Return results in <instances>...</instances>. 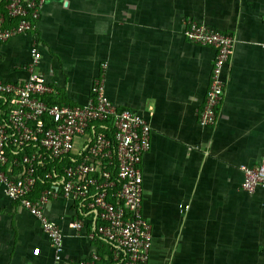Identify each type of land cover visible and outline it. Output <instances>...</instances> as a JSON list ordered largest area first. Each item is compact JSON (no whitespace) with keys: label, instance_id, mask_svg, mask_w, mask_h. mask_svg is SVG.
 Here are the masks:
<instances>
[{"label":"crops","instance_id":"obj_1","mask_svg":"<svg viewBox=\"0 0 264 264\" xmlns=\"http://www.w3.org/2000/svg\"><path fill=\"white\" fill-rule=\"evenodd\" d=\"M189 18L236 36L214 125L200 116L216 51L186 38ZM34 46L39 70L58 82L47 102L87 104L107 62L114 105L150 122L141 164L144 208L158 231L150 264H264V187H243V167L264 154V0H47L30 33L3 43L0 79L24 81ZM0 101L6 109L11 97ZM92 131L76 138V150ZM45 210L64 228L59 258L0 181V264H77L98 252L93 214L66 196ZM77 214L80 230L71 225ZM107 260L97 264H114Z\"/></svg>","mask_w":264,"mask_h":264},{"label":"built area","instance_id":"obj_2","mask_svg":"<svg viewBox=\"0 0 264 264\" xmlns=\"http://www.w3.org/2000/svg\"><path fill=\"white\" fill-rule=\"evenodd\" d=\"M46 1L0 0V52L10 38L30 33ZM185 25L189 41L212 46L216 51L200 116L202 124L214 125L225 93L222 74L232 60L236 36L190 18ZM40 58L41 52L34 46L27 64L29 76L24 81L0 79V97H11L6 109L0 105V181L4 193L36 217L56 258L63 250L64 228L47 214L45 206L66 196L99 221L89 238L99 236L108 243L114 264H149L152 226L144 212L141 164L151 144L150 122L132 108L118 109L114 105L106 92L107 62L94 78L93 96L87 104L47 102L44 95L55 92L58 82L47 80L39 70ZM47 115L53 121L51 125L46 124ZM90 128L92 135L76 150V138ZM29 145L35 149L21 154ZM48 157L62 160V172L50 171L47 176L51 186L31 197L37 167ZM65 157L70 161H63ZM11 167H17L19 173H11ZM243 169L246 190L264 187V154L258 165ZM83 217L75 215L71 225L82 229ZM100 259L93 251L77 264H97Z\"/></svg>","mask_w":264,"mask_h":264},{"label":"trees","instance_id":"obj_3","mask_svg":"<svg viewBox=\"0 0 264 264\" xmlns=\"http://www.w3.org/2000/svg\"><path fill=\"white\" fill-rule=\"evenodd\" d=\"M49 103H55V102H51V101H48ZM1 101H0V105H1ZM45 120H46V124L47 125H51L53 123L51 117L49 115H47L45 117ZM110 133V132H109ZM35 149V147L33 145H29V146H26L22 151H21V154L23 153H27V152H31ZM10 150V147H8V151ZM19 151V152H20ZM9 154L11 156H13V153L11 152V150L9 151ZM63 161L65 162H69L70 159L68 157H65L63 159ZM61 166H62V160H57V159H53V158H50L48 157V159L45 161V163L43 165H39L37 167V183H36V186L33 190V192L31 193V197H36L38 196V192L41 190H43L44 188L48 187V186H51V179L47 176V174L50 172V171H57L58 173H61ZM96 244H98V253L100 254L101 258H104L105 256H108V260L111 261L113 260L112 258V253L109 249V245L106 241H104L103 239H101V237L99 236H96ZM105 261V262H108Z\"/></svg>","mask_w":264,"mask_h":264},{"label":"rangeland","instance_id":"obj_4","mask_svg":"<svg viewBox=\"0 0 264 264\" xmlns=\"http://www.w3.org/2000/svg\"><path fill=\"white\" fill-rule=\"evenodd\" d=\"M144 212H145V215L148 217V220H149V222L152 224V222H151V218H150V215H149V213H147V211H145V208H144ZM147 213V214H146ZM153 232V234H154V236H156V234L158 233V231H152ZM154 242H155V240L153 239V237H152V246H151V251H152V247H154ZM149 264H150V262H149Z\"/></svg>","mask_w":264,"mask_h":264}]
</instances>
